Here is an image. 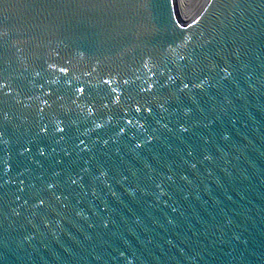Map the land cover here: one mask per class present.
I'll return each mask as SVG.
<instances>
[{
	"label": "water",
	"instance_id": "obj_1",
	"mask_svg": "<svg viewBox=\"0 0 264 264\" xmlns=\"http://www.w3.org/2000/svg\"><path fill=\"white\" fill-rule=\"evenodd\" d=\"M0 264H264V0H0Z\"/></svg>",
	"mask_w": 264,
	"mask_h": 264
},
{
	"label": "bare ground",
	"instance_id": "obj_2",
	"mask_svg": "<svg viewBox=\"0 0 264 264\" xmlns=\"http://www.w3.org/2000/svg\"><path fill=\"white\" fill-rule=\"evenodd\" d=\"M201 0H194L190 4H186L185 0H178L179 13L182 17L189 16L198 6Z\"/></svg>",
	"mask_w": 264,
	"mask_h": 264
},
{
	"label": "rangeland",
	"instance_id": "obj_3",
	"mask_svg": "<svg viewBox=\"0 0 264 264\" xmlns=\"http://www.w3.org/2000/svg\"><path fill=\"white\" fill-rule=\"evenodd\" d=\"M182 1V0H181ZM186 4H190L191 2H193L194 0H185Z\"/></svg>",
	"mask_w": 264,
	"mask_h": 264
}]
</instances>
